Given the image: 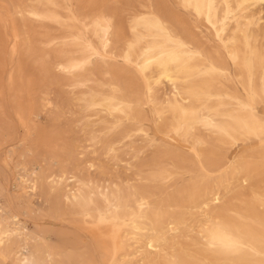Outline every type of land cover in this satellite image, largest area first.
Segmentation results:
<instances>
[{"label": "rangeland", "instance_id": "rangeland-1", "mask_svg": "<svg viewBox=\"0 0 264 264\" xmlns=\"http://www.w3.org/2000/svg\"><path fill=\"white\" fill-rule=\"evenodd\" d=\"M3 232L0 264H264V0H0Z\"/></svg>", "mask_w": 264, "mask_h": 264}, {"label": "bare ground", "instance_id": "bare-ground-1", "mask_svg": "<svg viewBox=\"0 0 264 264\" xmlns=\"http://www.w3.org/2000/svg\"><path fill=\"white\" fill-rule=\"evenodd\" d=\"M104 35H105V47L109 48L110 47V44H111V40L109 39V29L106 28L104 30ZM165 49L164 48H156V46L154 45H148L146 46L144 49H143V60L139 63L140 64V69H147L149 68L150 66H152L154 64V62L157 60V58H159L162 53H164ZM72 67H78L79 64L78 63H73L71 64ZM60 67V66H59ZM65 68V67H64ZM65 70V69H64ZM225 76V75H224ZM169 79L173 81V79L171 78V76L169 75L168 76ZM248 100V99H247ZM108 106L113 109V110H122L123 109V102L121 101H109L108 103ZM187 113V110L184 108L182 109V114L185 115ZM263 123V122H262ZM76 201L78 200V198H74ZM143 204H145L146 206L149 205V201L148 199H141ZM140 205V204H139ZM145 208V207H144ZM143 210V209H142ZM146 211V210H145ZM91 215V214H90ZM144 215V214H143ZM16 224H19L18 222ZM11 228L13 229L14 232H16V227L14 226H11ZM2 236H0L1 240L4 238V237H8L7 233L3 232L1 233ZM150 246V245H149ZM152 246V244H151ZM144 253V251H143ZM32 254H23L22 257L20 258V264H34L33 263V258L31 256ZM52 261V259H51Z\"/></svg>", "mask_w": 264, "mask_h": 264}]
</instances>
